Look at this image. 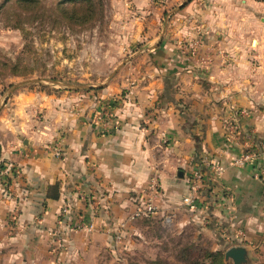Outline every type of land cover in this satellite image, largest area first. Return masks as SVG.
Returning <instances> with one entry per match:
<instances>
[{
	"label": "crops",
	"instance_id": "0c3cea01",
	"mask_svg": "<svg viewBox=\"0 0 264 264\" xmlns=\"http://www.w3.org/2000/svg\"><path fill=\"white\" fill-rule=\"evenodd\" d=\"M131 6V41L146 43L117 76L97 89L20 92V120L9 125L20 136L0 139V264H40L49 256L44 264L99 263L120 223L126 236L134 221L152 216L187 215L215 234L224 226L242 237L235 245L248 257L264 249V179L255 176L264 154L231 164L264 141V66L249 49L258 34L243 28L263 7L218 0ZM160 23L165 28L157 35ZM205 160L223 163L224 172L215 175ZM197 168L208 182L191 210L182 199ZM151 179L160 186L159 211L129 219ZM55 184L57 199L49 196Z\"/></svg>",
	"mask_w": 264,
	"mask_h": 264
},
{
	"label": "rangeland",
	"instance_id": "374dc122",
	"mask_svg": "<svg viewBox=\"0 0 264 264\" xmlns=\"http://www.w3.org/2000/svg\"><path fill=\"white\" fill-rule=\"evenodd\" d=\"M91 1L96 6L92 19L81 22L63 14L64 0H36L26 9L24 2L0 0V117L9 119H0V139H9L10 132L20 136V128L9 126L20 120V92L80 91L89 85L101 88L128 66L133 50L144 48L146 42L131 41L136 15L131 0ZM218 1L235 2L240 9L263 7L257 10L255 23L243 28L258 34L250 37L249 49L260 55L256 62L264 66V0ZM164 28L160 23L154 32L161 34ZM243 28L238 27V33ZM142 30L151 29L143 26ZM165 220L159 216L137 219L130 225V234L114 238L112 249L100 252L99 263L93 260L91 264H190L191 259L201 260L206 250L225 253L238 242L229 243L221 233L210 232L187 215ZM251 250L245 264H264V249ZM45 258L39 263L53 257ZM225 262L234 264L231 259L225 258Z\"/></svg>",
	"mask_w": 264,
	"mask_h": 264
},
{
	"label": "built area",
	"instance_id": "2783aa9c",
	"mask_svg": "<svg viewBox=\"0 0 264 264\" xmlns=\"http://www.w3.org/2000/svg\"><path fill=\"white\" fill-rule=\"evenodd\" d=\"M237 112L241 116H249V110L246 108H240L237 109ZM230 132L231 134L235 135V133H238V128L231 126L230 127ZM56 149V151L60 150V145H56L53 147ZM60 154V151L57 152ZM264 154V141L260 145L252 146L246 151H244L241 155L234 157L232 160V165L235 166H242L247 163L254 162L256 159L260 158ZM204 166L208 167L212 173L215 175H221L224 170H225V165L219 161L215 160H205L204 161ZM256 178L258 179H264V164L262 168H260L256 173H255ZM208 178L205 177V174L200 170V168L195 169L190 176L189 179V186H188V193L183 197L182 203L184 206L188 207L191 210H197L198 207L200 206V197L199 193L201 190V187L207 183ZM147 191H144L141 193L138 198V204L136 207L135 212L130 215L129 219H135L136 217L139 216H149L156 214L159 211V207L157 206V197L160 194V186L158 182L155 179H151L148 186H147ZM229 200L232 205H234V197L233 195L229 194ZM68 212L67 208L63 209V213ZM62 213V214H63ZM234 217V215H233ZM166 222H170L172 217L171 216H165ZM58 223L61 227L63 224V219H59ZM82 223H79L77 228H82L84 227L81 225ZM94 226H90L89 228H93ZM125 227V223L122 222L120 223L119 227L116 229V233H114V238L120 239L123 237V228ZM77 228H71V230H76ZM219 231L221 232L222 236L231 243V241H238L236 243H233V245L238 244L242 237L240 236H234L230 235L228 233V229L224 226L219 228Z\"/></svg>",
	"mask_w": 264,
	"mask_h": 264
},
{
	"label": "trees",
	"instance_id": "16d2710c",
	"mask_svg": "<svg viewBox=\"0 0 264 264\" xmlns=\"http://www.w3.org/2000/svg\"><path fill=\"white\" fill-rule=\"evenodd\" d=\"M36 0H18L20 4H23L24 7L31 5ZM65 2L61 4V11L63 14L70 18L71 20L86 22L92 19V13L95 11V2L91 0H64ZM68 4H66V2ZM26 4V5H25ZM30 8V7H28ZM16 171V170H15ZM49 196L53 199H57L59 197V184H55L49 187ZM186 252L191 255L189 248ZM190 264H227L225 262V253L222 251H204L203 257L201 256V260L191 259Z\"/></svg>",
	"mask_w": 264,
	"mask_h": 264
},
{
	"label": "water",
	"instance_id": "95a60500",
	"mask_svg": "<svg viewBox=\"0 0 264 264\" xmlns=\"http://www.w3.org/2000/svg\"><path fill=\"white\" fill-rule=\"evenodd\" d=\"M225 258L231 259L234 264H245L248 261V250L245 246L234 245L225 252Z\"/></svg>",
	"mask_w": 264,
	"mask_h": 264
}]
</instances>
